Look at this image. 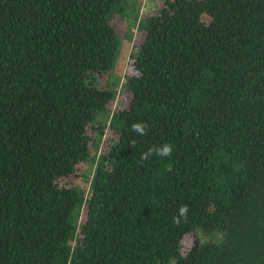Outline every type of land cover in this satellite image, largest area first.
Masks as SVG:
<instances>
[{"label": "trees", "instance_id": "obj_1", "mask_svg": "<svg viewBox=\"0 0 264 264\" xmlns=\"http://www.w3.org/2000/svg\"><path fill=\"white\" fill-rule=\"evenodd\" d=\"M158 1L0 0V264H264V0Z\"/></svg>", "mask_w": 264, "mask_h": 264}, {"label": "rangeland", "instance_id": "obj_2", "mask_svg": "<svg viewBox=\"0 0 264 264\" xmlns=\"http://www.w3.org/2000/svg\"><path fill=\"white\" fill-rule=\"evenodd\" d=\"M137 3L139 6V11L140 13L142 12H150L153 11L154 9H156L159 6V1L158 0H132V4ZM120 18V16H119ZM122 21L119 22L116 17L114 18L113 21H115V23L117 24V26H119L118 32H121V34H123V32L128 31L129 30V26H125L124 24V19H121ZM132 32H130V38L129 40L126 39L124 37V35H122V37L120 38V40L118 41V45H117V51L114 57V61L113 64L110 68L109 73L102 75V77H104L105 79H107V81H109V83L113 84L114 83H118L119 87L120 84L124 82V67L126 65V58L128 56L129 50H130V45L132 44V40L135 39L137 37V34L139 33L138 30L134 27L131 28ZM122 87V85H121ZM122 91V88H121ZM120 91V92H121ZM122 93V92H121ZM121 93L119 94V96H121ZM123 98H126V94L124 96H122ZM99 117V115H98ZM97 117V118H98ZM95 136L98 137L97 139V145L94 144L92 146L93 151L96 153V155L99 153V151L104 147V146H108V144L106 143V138L113 136L112 131L108 128V122L107 120H101L98 125L95 127ZM95 160L94 163L92 164L91 167H88V164H85L84 166V170H87V172H89L91 175V172L94 168L95 165ZM88 168H90V170L88 171ZM86 185L88 186V181H86ZM86 186V188H87ZM187 240H183V248L187 247Z\"/></svg>", "mask_w": 264, "mask_h": 264}]
</instances>
